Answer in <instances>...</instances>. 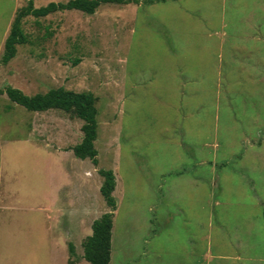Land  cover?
Instances as JSON below:
<instances>
[{
	"label": "rangeland",
	"instance_id": "1",
	"mask_svg": "<svg viewBox=\"0 0 264 264\" xmlns=\"http://www.w3.org/2000/svg\"><path fill=\"white\" fill-rule=\"evenodd\" d=\"M27 3L0 0V90L91 92L98 165L72 151L73 113L0 94V264H90L83 243L110 212L99 169L117 183L110 264H264V0L28 16L2 64Z\"/></svg>",
	"mask_w": 264,
	"mask_h": 264
},
{
	"label": "trees",
	"instance_id": "2",
	"mask_svg": "<svg viewBox=\"0 0 264 264\" xmlns=\"http://www.w3.org/2000/svg\"><path fill=\"white\" fill-rule=\"evenodd\" d=\"M106 4H139V0H70L66 3H49L45 7L35 8L34 0H28L25 7L21 8L12 23L10 33L5 40L4 52L1 58L2 64H8L17 54V46L24 44L27 39L22 29V21L28 16L36 18L46 17L57 11L79 10L87 14H94L101 5ZM0 94H6L14 103L24 107L28 111L46 112L51 109L66 113H73L83 121L82 141L72 148L74 155L82 160L90 159L94 165H98V151L95 147L98 129V109L96 97L91 92L77 93L64 88H55L44 94L28 96L19 89L7 87L0 90ZM103 177L100 192L110 208V212L103 214L92 225V234L84 243V259L90 264H110L112 258V231L114 226V212L117 209V201L114 197L116 189V177L113 170L99 169ZM69 251L74 253V247L70 244Z\"/></svg>",
	"mask_w": 264,
	"mask_h": 264
}]
</instances>
